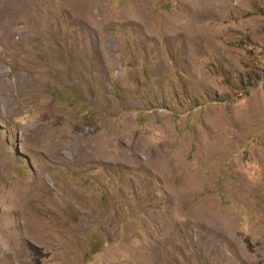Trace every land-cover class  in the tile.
Instances as JSON below:
<instances>
[{
  "label": "rangeland",
  "instance_id": "1",
  "mask_svg": "<svg viewBox=\"0 0 264 264\" xmlns=\"http://www.w3.org/2000/svg\"><path fill=\"white\" fill-rule=\"evenodd\" d=\"M0 264H264V0H0Z\"/></svg>",
  "mask_w": 264,
  "mask_h": 264
},
{
  "label": "trees",
  "instance_id": "2",
  "mask_svg": "<svg viewBox=\"0 0 264 264\" xmlns=\"http://www.w3.org/2000/svg\"><path fill=\"white\" fill-rule=\"evenodd\" d=\"M33 251H36V248Z\"/></svg>",
  "mask_w": 264,
  "mask_h": 264
}]
</instances>
